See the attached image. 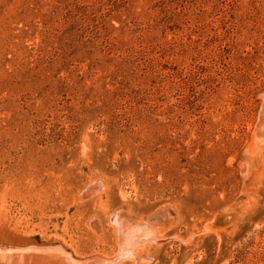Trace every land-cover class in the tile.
<instances>
[{"label": "rangeland", "instance_id": "374dc122", "mask_svg": "<svg viewBox=\"0 0 264 264\" xmlns=\"http://www.w3.org/2000/svg\"><path fill=\"white\" fill-rule=\"evenodd\" d=\"M100 256L264 264V0H0V264Z\"/></svg>", "mask_w": 264, "mask_h": 264}, {"label": "bare ground", "instance_id": "6f19581e", "mask_svg": "<svg viewBox=\"0 0 264 264\" xmlns=\"http://www.w3.org/2000/svg\"><path fill=\"white\" fill-rule=\"evenodd\" d=\"M114 221H116V223H118V226H119V230H120V236H119V239H120V241H122V243H126L127 244V238H126V233H125V230L124 229H126V231L127 230H130V227H132L131 225H126V224H121L122 222L121 221H119L116 217H115V220ZM139 225L137 224V226L136 227H138ZM145 227V226H144ZM129 228V229H128ZM142 228V227H141ZM146 229V228H145ZM133 230H135V229H133ZM127 232H130V231H127ZM135 234V233H134ZM133 234V235H134ZM137 234V233H136ZM143 234V233H142ZM147 234V233H146ZM145 235V234H144ZM132 237V236H131ZM131 237H129V238H131ZM156 240V239H155ZM129 241H130V239H129ZM134 241V240H133ZM131 242H132V238H131ZM135 242V241H134ZM145 242V241H144ZM148 242V241H147ZM135 244H137L136 242L134 243V245ZM128 245H130V244H128ZM134 245L132 246V248L134 247ZM122 246H125L124 244H122ZM121 246V247H122ZM136 246V245H135ZM127 247V246H126ZM123 248V247H122ZM137 248V247H136ZM125 249H127V248H125ZM125 249L122 251L121 250V248H120V250L122 251V253L120 252V254L121 255H123V256H126L125 254H126V251H125ZM131 250V249H130ZM133 251V250H132ZM128 253H130V252H128ZM133 253H134V251H133ZM129 255H131V254H129ZM135 255H137V254H135ZM69 256H71L72 257V255H69ZM133 256V255H132ZM91 258V257H90ZM90 258H88V259H90ZM134 258V257H133ZM141 258V257H140ZM75 259V258H74ZM88 259H86V260H88ZM92 260L90 261H85V263H83V264H100L101 263V261H102V263H103V260L104 259H102V257L100 256V257H92L91 258ZM45 262H47V260L45 261ZM50 262V261H49ZM48 262V264H50ZM113 262H111V264H112ZM45 264H47V263H45ZM52 264H54V263H52Z\"/></svg>", "mask_w": 264, "mask_h": 264}]
</instances>
